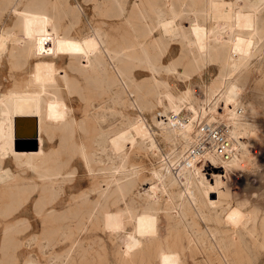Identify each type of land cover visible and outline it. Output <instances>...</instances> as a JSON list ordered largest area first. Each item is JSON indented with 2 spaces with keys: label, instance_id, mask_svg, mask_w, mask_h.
<instances>
[{
  "label": "rangeland",
  "instance_id": "obj_1",
  "mask_svg": "<svg viewBox=\"0 0 264 264\" xmlns=\"http://www.w3.org/2000/svg\"><path fill=\"white\" fill-rule=\"evenodd\" d=\"M31 1L0 0V26H15L17 33L26 37L45 36L51 28L80 36L97 32L107 36L108 45L118 46L123 53L118 63L111 64L122 104L114 107L111 95H117L116 87L103 82L100 67L98 70L93 61L90 66L82 59L39 55L48 69H66L72 77L69 84H62L61 101L66 109L63 107L58 115L67 120L51 118L43 132V159L10 156L0 160V264H264V109L253 102L257 113L249 112L247 117L243 111L241 117L246 118L247 127L236 141L238 151L233 149L245 159L261 149L256 167L250 161L240 166L243 175L237 172L230 178L234 165L228 161L224 164L207 157L195 163L211 184L218 174H224L218 186L219 201L218 194L210 191L217 187L210 188L205 197L203 189L193 185L197 198L178 175L196 121L190 143L173 131L179 129L159 117V113L168 115L193 104V100L201 103L207 99L209 109L199 107L202 116L198 119L228 125L225 104L212 100V96L223 95L229 82L237 79L244 85L238 109L264 94V43L238 60L239 66L230 71L224 51L217 49L196 58L190 53L192 36L186 24L200 23L209 28L223 24L224 35L231 37V19L216 17L213 0H43L39 10L29 12L25 8ZM245 1H250L249 6L255 3L222 0L232 8ZM24 10L25 17L19 21ZM160 16L174 19L178 31L155 29ZM258 19L262 30L257 37L262 40L264 10ZM156 37L163 41L153 44ZM145 41L148 43L142 45ZM29 49L15 59L6 55L0 58V97L16 81L43 68L36 61L39 57L35 55L40 53L37 41ZM102 54L109 62L113 60L109 52ZM83 64L90 67L84 71ZM191 86L193 92L199 89L204 95L194 99ZM179 97L183 100L178 101ZM139 120L154 137V147L136 136L134 124ZM102 128L108 135L116 128L126 132L128 139L120 152L109 141H100ZM167 133H173V138H167ZM19 144V151H39L36 139ZM117 176L125 196L122 219L113 223L109 216L106 223H76L70 233L83 239L78 246L86 252L62 254L56 228L59 202L70 198L78 202L86 196L94 200L99 187L116 188L113 181ZM155 183L158 188L154 194L149 188ZM132 196L134 203L128 205ZM203 197L218 203L204 205ZM132 238L136 239L135 253L126 255V244Z\"/></svg>",
  "mask_w": 264,
  "mask_h": 264
},
{
  "label": "bare ground",
  "instance_id": "obj_2",
  "mask_svg": "<svg viewBox=\"0 0 264 264\" xmlns=\"http://www.w3.org/2000/svg\"><path fill=\"white\" fill-rule=\"evenodd\" d=\"M42 1L43 0L31 1L30 3H28L29 8L27 5L25 10L27 11L28 9L29 12L31 10H39L40 7H42L41 6ZM249 2L245 1L243 5L232 8L230 4L226 5L227 2L226 3L222 2V0L212 1V5L214 6L213 12H215V14H218V16L216 17L222 15L224 18H227L228 20L231 19L230 23L228 24L230 25V27H233V30L229 32L231 37H226L224 35L225 26H222L223 25L222 23H221L222 25L218 26V28H211V27L209 28L206 25L200 23H194V24L185 23L186 24L185 26L188 27V32L192 36L190 41V47H192L190 53L192 54V57L196 58L201 55L207 56L208 54H211L212 52L219 49L225 52V58L227 61L226 64L230 67L229 70L233 71L236 66H239L238 60L244 59L250 54H253L254 49H256L259 46V44L264 43V39L261 40L257 37L258 35L261 34V30H262L261 21L258 19V15L261 14L262 11L264 10V0L263 1L254 0L253 2L255 3L251 4L250 6H249ZM66 3L67 2H65V4ZM54 4L55 2L53 3V6ZM54 9L56 10V8ZM25 10L20 15L19 21L25 17ZM159 28L166 33L168 32L175 33L179 29L174 19L165 18V16L158 17L157 23L155 25V29H159ZM106 37L107 36L104 37L102 34H99L98 32L84 36H80V34H73L70 30H65L60 33L53 28H51L50 31L45 36H42V34H38L36 36L26 37L19 35L15 30V26L11 25L9 27L6 26L5 23H3L0 26V58L5 57V55L11 59L20 57L21 54L29 51L30 50L29 48H31L34 45V42L37 41V43L40 46L39 49L40 53L35 55L39 57L36 61L38 62L40 61L39 65L40 67H43L41 70L39 69V72L36 74L33 71L34 73H31L29 78L16 81L15 85L11 87L9 90H7L0 97V160L1 161L10 156L15 157L17 159L28 158L29 161L36 158L43 159L45 155L43 148L44 146L43 132L46 130L49 122L51 121V118L52 121L57 120L61 122L62 121L66 122L67 120L66 118L58 117V115L62 114L63 111L66 109L65 105L62 104L61 101L62 84L63 83L69 84L72 77L70 76L69 71L66 69H62V70H59L58 68L52 70L48 69L46 67V64H44V62L42 61L43 58L41 59V56H39L41 54H44V56L50 54V57L52 58H61L63 56H68L71 59H77V60L82 59L87 61L90 64V66H91L90 62L93 61L94 64L96 63L98 70L100 67V73L103 75V82L107 84V86L112 84L113 88L116 87L115 92L117 95H111V99L113 101L114 107H118V105L122 104V100H121L122 95H120L117 78L112 70L111 64H113V62L118 63L121 60L123 53H121L118 46L110 47V45H108L109 42ZM162 41H163L162 37H156L155 39L152 40V43L156 44V43H161ZM147 43L148 41H145L144 43L142 42L141 44L145 45ZM102 51L109 52L113 60L109 62L102 54ZM144 53L146 52L144 51ZM144 57H147V55H144ZM86 67L88 66H86L85 64L83 68L84 71H86L85 70ZM153 69L155 70V68ZM243 87L244 85L238 79L231 80L226 90H224L223 95L212 96V100L222 101L225 104L223 108L227 110L228 120H230L233 124V128H232V124H230L229 121L226 120L229 125L228 126L226 124L227 130L231 138L232 148L237 151H238V147L236 146V144L238 142L236 141L239 140L238 139L239 135L243 134V130H245L247 127L246 118L241 117V115H243V111L245 110L244 111L246 113V115L244 113L245 116H247L249 112L251 113L252 111L253 112L258 111L252 108L253 102L255 104L260 105L261 108L264 109V94L261 96L259 95L260 97L255 100L252 99L253 98L252 97L251 98L252 100L247 101L245 104L242 103L243 107L238 109L237 106L239 105L240 102L239 97L241 96V91ZM204 97L202 98L205 99ZM182 100H183L182 97L178 98V101H182ZM209 102L211 101L209 100ZM212 102L214 103V101ZM207 104H208L207 99L206 101L204 100V102L201 101V103L196 102V100L195 101L193 100V104H189L184 107H181L175 111H172L168 115L159 113V117L161 120H164L173 128L179 129V130L173 129V131H175L178 135L185 138L186 141H189L191 143L190 131L192 129V126H194V122L198 119L200 115L198 114V108L203 107L202 109L208 110L209 107ZM230 104L233 107L230 108L229 107ZM197 105L199 106L196 107ZM63 107L65 109H62ZM212 113L213 112L209 111V115H208L211 120L214 119V114ZM64 127H66V125ZM134 127H135L134 130L138 134L136 136H140L142 137L143 140H147L148 143L152 147H154L155 145L154 137L152 136L148 128L141 122V120L135 122ZM25 134L27 136L26 138H23ZM173 135H174L173 133L166 134L167 138L169 139H172ZM31 139L37 140L39 151L24 152L18 150L20 142H25V141L30 142ZM127 139L128 136L124 130L116 128L114 129V133L112 135H108L107 130L105 128H102V137H100V141H102L103 143L109 141L113 149L117 153L121 151ZM130 140L133 143L137 141L136 138H132ZM239 142L243 143L242 141ZM83 149H85V145H83ZM210 157L213 160L216 159L213 156ZM232 157L230 161L228 160L231 166L232 164L234 165V161L237 157V154H235L234 152V155ZM183 158H185V155L183 156ZM180 162H181L179 164L180 169L178 171L179 178L188 187V189L192 194L196 190V189L192 190L193 185H199L201 189H203L202 194L205 197L206 195H208V191L210 188L217 187L216 190H210V191L216 192L218 194L217 195L218 201L220 200L219 198L221 195V190H219L218 186H220L219 184L222 183V178L224 177V174H218V176L215 177V179L213 178L215 180L214 183L211 184L204 177L203 173L200 171L199 167L196 164H193L191 166H186L182 164V161ZM258 164L259 161L257 163L253 162L254 167H256ZM222 165H220V167ZM155 176L158 177V180H160L161 174L159 171L157 170L155 171ZM164 178L165 177H163V179ZM113 182L116 185V188L99 187L96 191L97 196L94 200L92 199V197L86 196L81 201L78 202L74 201L72 198H70L69 200L62 199L59 202L57 208L58 213L56 217V228L59 234L60 250L62 254H70L73 252L74 253L86 252L85 249H79L78 246V244H80L83 239L81 240L80 237L73 236V234L70 233V229L76 223H83V222H91L93 224H96L98 222L106 223L109 216H111L113 223L118 222L122 219V217L124 216L125 209L123 208L121 202H123L125 196L124 195L122 196L121 193V186L123 187V184L121 183V177L120 176L115 177ZM110 184H108L107 186H109ZM157 185L158 183L152 184V186L149 188V191L151 190V192L155 194L156 187L158 188ZM224 193L225 194L227 193L226 195H228V192H224ZM194 195L196 196L195 193ZM198 196H201V194ZM110 197L112 199H110ZM205 197H203L204 205L212 206L218 203L216 199L215 200L208 199V197L206 201L204 199ZM134 199H135L134 196L130 197V201L128 205H132L134 203ZM109 201L111 202V204H109ZM248 214L249 213H247V215ZM233 217L235 216L233 215ZM215 219L217 220L219 218L216 217ZM245 220H248V216L247 218L245 217ZM135 242H136L135 238H132L130 241L127 242L125 247L126 255H130V254L133 255L135 253L134 251Z\"/></svg>",
  "mask_w": 264,
  "mask_h": 264
},
{
  "label": "built area",
  "instance_id": "obj_3",
  "mask_svg": "<svg viewBox=\"0 0 264 264\" xmlns=\"http://www.w3.org/2000/svg\"><path fill=\"white\" fill-rule=\"evenodd\" d=\"M192 86V97L194 99L196 96L199 97V95L203 94L199 89L197 92H193ZM195 123L196 131L193 135L191 146L186 150L184 165L191 166L197 161L205 160L210 156L217 158L221 163L230 160L234 155V150L226 126H222L216 121H208L203 118L197 119ZM260 152L261 149L254 150V157L251 158L248 155L246 159L241 157V155H237L234 161V170L230 172L229 177L231 178V175L237 172L241 176L244 172L241 171L240 166L250 161L257 163L260 160Z\"/></svg>",
  "mask_w": 264,
  "mask_h": 264
},
{
  "label": "water",
  "instance_id": "obj_4",
  "mask_svg": "<svg viewBox=\"0 0 264 264\" xmlns=\"http://www.w3.org/2000/svg\"><path fill=\"white\" fill-rule=\"evenodd\" d=\"M35 149H37V145L35 146Z\"/></svg>",
  "mask_w": 264,
  "mask_h": 264
}]
</instances>
